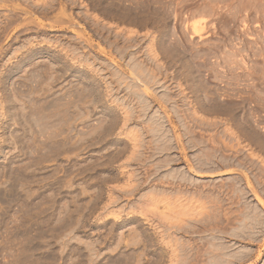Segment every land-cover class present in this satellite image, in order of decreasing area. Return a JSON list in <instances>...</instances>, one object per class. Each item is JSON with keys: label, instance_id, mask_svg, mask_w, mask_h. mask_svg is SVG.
<instances>
[{"label": "rangeland", "instance_id": "1", "mask_svg": "<svg viewBox=\"0 0 264 264\" xmlns=\"http://www.w3.org/2000/svg\"><path fill=\"white\" fill-rule=\"evenodd\" d=\"M263 144L264 0H0V264H264Z\"/></svg>", "mask_w": 264, "mask_h": 264}, {"label": "bare ground", "instance_id": "2", "mask_svg": "<svg viewBox=\"0 0 264 264\" xmlns=\"http://www.w3.org/2000/svg\"><path fill=\"white\" fill-rule=\"evenodd\" d=\"M126 39H128V38H126ZM118 40H119V38H118ZM123 40H124V38H123ZM125 41H126V40H125ZM130 41H131V40H130ZM136 41H137V40H136ZM122 42H123V41H122ZM132 42H133V41H132ZM125 43H126V42H125ZM125 43H124V44H125ZM134 43H135V42H134ZM122 44H123V43H122ZM127 44H129L128 41H127ZM127 44H126V45H127ZM130 44H131V43H130ZM135 44H136V43H135ZM126 45H125V47H126ZM131 45H134V44L132 43ZM131 45H130V46H131ZM137 45H138V44H137ZM128 46H129V45H128ZM128 48H129V47H128ZM128 48H127V49H128ZM130 48H131V47H130ZM126 51H127V50H126ZM126 51H125V52H126ZM129 51H130V50H129ZM122 53H123V52H122ZM123 54H124V53H123ZM126 54H127V52H126ZM131 54H132V53H131ZM133 54H134V53H133ZM133 54H132V55H133ZM132 55H131V56H132ZM134 55H135V54H134ZM125 56H126V55H125ZM128 56H129V55H128ZM121 57H123V56L121 55ZM124 58H125V57H124ZM131 58H132V57H131ZM135 58H136V55H135ZM129 60H130V59H129ZM131 61H132V60H131ZM133 61H134V59H133ZM133 61H132V62H133ZM135 61H136V60H135ZM136 64H137V63H136ZM138 64H139V63H138ZM121 65H122V64H121ZM127 65H128V64H127ZM123 66H124V65H123ZM132 66H133V65H132ZM135 66H136V65H135ZM135 66H134V67H135ZM120 67H121V66H120ZM127 67H128V66H127ZM136 67H137V66H136ZM136 67H135V68H136ZM140 67H142V64H141ZM124 68H125V67H124ZM127 69H128V68H127ZM137 69H138V68H137ZM137 69H136V70H137ZM128 71H129V70H128ZM133 71H134V70H133ZM132 74H133V73H132ZM135 75H136V74H135ZM133 76H134V75H133ZM134 78H135V79H136V78L138 79L139 77H138V76H136V77L134 76ZM134 78H133V79H134ZM135 79H134V80H135ZM137 79H136V80H137ZM137 81L140 82L141 79H140V80L138 79ZM141 83H142V82H141ZM141 83H140L139 85H141ZM147 89H149V88H146V90H147ZM147 91H148V90H147ZM149 91H150V90H149ZM147 93H148V92H147ZM149 94H150V93H149ZM150 95H151V94H150ZM148 96H149V95H148ZM138 100H139V99H138ZM145 100H146V99H145ZM142 101H143V100H142ZM146 101H147V100H146ZM154 101H155V99H154ZM144 102H145V101H144ZM138 103H139V101H138ZM142 104L146 105L147 103H142ZM147 106H148V105H147ZM149 106H150V105H149ZM149 106H148V107H149ZM126 120H127V119H126ZM169 121H170V120H169ZM124 122H125V121H124ZM131 122H132V121H131ZM127 123H128V122H127ZM157 123H158V122H157ZM125 124H126V123H125ZM160 127H161V126H160ZM254 137L256 138L257 136H254ZM259 140H261V139L259 138ZM261 141H263V140H261ZM261 143H262V142H260V144H261ZM263 145H264V144H263ZM261 146H262V144H261ZM262 147H263V146H262ZM172 160H173V159H172ZM178 160H179V159H178ZM170 162H172V161H170ZM170 162H169V163H170ZM176 162H177V159H176ZM177 163H178V162H177ZM177 163H176V164H177ZM209 164H210V163H209ZM200 166H201V165H200ZM201 167H202V166H201ZM184 177H185V176H184ZM183 180H184V179H183ZM190 182H191V181H190ZM249 185H250V183H249ZM249 188H250V187H249ZM238 189H239V188H238ZM238 189H237V191H238ZM251 189H253V188H251ZM243 190H244V189H243ZM253 190H254V189H253ZM253 190H252V192H253ZM242 192H243V191H242ZM237 193H238V192H237ZM246 193H247V192H246ZM257 193H258V192H257ZM242 194H243V193H242ZM254 194H256V192H254ZM246 195H247V194H246ZM256 195H259V194H256ZM262 196H263V194H262ZM178 197H179V195H178ZM257 197H258V200H260V201H259L260 204H261L262 206H264V201L261 200L262 198H261L260 196H257ZM257 197H256V198H257ZM259 198H261V199H259ZM254 209H255V208H254ZM263 209H264V208H263ZM257 210H258V209H257ZM259 210H260V209H259ZM259 210H258V211H259ZM249 211H250V210H249ZM251 212H252V211H251ZM254 212H255V211H254ZM262 212H263V210H262ZM262 212L260 211L261 216H262ZM247 213H248V211H247ZM247 213H245V217H246V214H247ZM256 213H257V212H256ZM248 214H250V213H248ZM248 214H247V216H248ZM251 214H252V213H251ZM251 214H250V216H248V217L250 218V220H251ZM254 216H255V213H254ZM258 216H259V214H258ZM258 216H257V217H258ZM259 217H260V216H259ZM263 218H264V217H263ZM263 218H260V219L262 220ZM252 219H253V218H252ZM255 219H256V218H254V220H255ZM244 220H246V219H244ZM248 220H249V219H248ZM256 220H257V219H256ZM258 220H259V219H258ZM183 221H184V220H183ZM179 222H180V221H179ZM263 222H264V221H263ZM263 222H261V223H263ZM170 223H171V222H170ZM182 223H183V222H182ZM243 223H244V222H243ZM248 223H249V222H248ZM254 223H255V222H254ZM183 225H184V224H183ZM255 225H256V224H255ZM261 225H262V224H261ZM240 226H241V225H240ZM238 228H239V226H238ZM235 229H236V228H235ZM244 230H245V228H244ZM252 230H253V229H252ZM260 230H261V229H260ZM234 231H235V230H234ZM242 232H243V231H242ZM242 232H241V233H242ZM245 232H246V231H245ZM234 233H235V232H234ZM236 233H237V232H236ZM239 235H240V234H239ZM235 236H236V235H235ZM237 237H238V236H237ZM252 256H253V255H252ZM241 257H242V256H241ZM235 258H236V257H235ZM239 258H240V257H239ZM244 258H245V257H244ZM232 259H234V258H232ZM240 259H242V258H240ZM238 260H239V259H238ZM242 260H243V259H242ZM242 260H241V261H242ZM229 261H230V260H229ZM229 261H228V262H229ZM231 261H232V260H231ZM233 262H234V261H233ZM241 263H242V262H241ZM192 264H193V263H192ZM234 264H235V263H234ZM236 264H237V263H236Z\"/></svg>", "mask_w": 264, "mask_h": 264}]
</instances>
